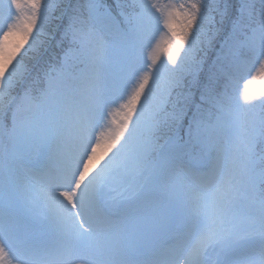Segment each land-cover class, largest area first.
Returning a JSON list of instances; mask_svg holds the SVG:
<instances>
[{
  "label": "snow or ice",
  "instance_id": "snow-or-ice-1",
  "mask_svg": "<svg viewBox=\"0 0 264 264\" xmlns=\"http://www.w3.org/2000/svg\"><path fill=\"white\" fill-rule=\"evenodd\" d=\"M0 264H264V0H0Z\"/></svg>",
  "mask_w": 264,
  "mask_h": 264
},
{
  "label": "trees",
  "instance_id": "trees-1",
  "mask_svg": "<svg viewBox=\"0 0 264 264\" xmlns=\"http://www.w3.org/2000/svg\"><path fill=\"white\" fill-rule=\"evenodd\" d=\"M52 44H54V41L52 42ZM52 44L49 45V52L51 53V55L47 57V59H48L49 62H54L56 60V58H57V53L59 52V49L54 48L52 46ZM45 66L46 65H43V64L40 65L41 72L43 71V68Z\"/></svg>",
  "mask_w": 264,
  "mask_h": 264
},
{
  "label": "rangeland",
  "instance_id": "rangeland-1",
  "mask_svg": "<svg viewBox=\"0 0 264 264\" xmlns=\"http://www.w3.org/2000/svg\"><path fill=\"white\" fill-rule=\"evenodd\" d=\"M32 63H36L35 61H33Z\"/></svg>",
  "mask_w": 264,
  "mask_h": 264
}]
</instances>
